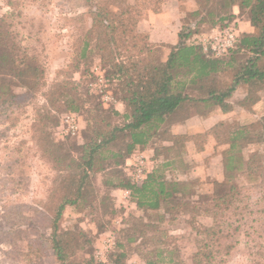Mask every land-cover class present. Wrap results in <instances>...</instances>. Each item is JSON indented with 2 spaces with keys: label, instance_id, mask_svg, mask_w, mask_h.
<instances>
[{
  "label": "rangeland",
  "instance_id": "rangeland-1",
  "mask_svg": "<svg viewBox=\"0 0 264 264\" xmlns=\"http://www.w3.org/2000/svg\"><path fill=\"white\" fill-rule=\"evenodd\" d=\"M97 1L0 0V17L4 19L5 27L14 33L30 55L36 57L42 68L40 84L33 90L16 86L13 72L7 69L2 72L4 88L13 85L16 98L0 103V264H61L49 249V236L50 194L59 185L57 181L62 175L58 174L49 157L47 139L43 140L38 129L45 126L47 138L62 143L76 159L81 153L90 116L100 113L95 105L98 104L100 111L115 109L103 102L95 91L98 88L95 85L97 73L109 80V89L116 98L121 96L117 80L107 75L111 69L109 63L102 61L96 51L97 32H89L90 10L95 11ZM215 1L124 0V3L135 7L140 33H146L141 24L143 19L158 14L157 21H164L165 26L168 24L167 29L174 25L178 31H195L201 37V43L220 31L217 17H213V23L206 17ZM216 5L214 8L218 7ZM107 6L116 15L123 9L121 4L113 1ZM232 11L236 17L230 25L237 30L239 38L257 34L254 27L250 33L243 30L242 22L249 23L248 8L239 10L234 5ZM177 14L179 19H173ZM116 40L120 45V58L125 59L137 51L128 40H120L119 36ZM83 42H86L85 56L79 58ZM152 44L156 57L163 59V45L157 41ZM218 77L225 84L232 79L229 70ZM68 81H74L83 99L82 109L74 114L66 109L63 98H57L51 104L54 96L51 86ZM240 92H244V88L235 92L233 102ZM258 112L260 116L264 115V100L259 104ZM240 115L235 111L227 121L238 124L249 121ZM71 117L76 126L74 131L68 129L67 120ZM125 121L120 113L110 116L111 125H122ZM208 138L198 145L202 150L194 146L195 152L186 151L181 158L171 150L164 159L163 156L154 158V148L168 145V141L154 137L152 151L145 149L143 156L127 158L118 165L107 163L104 170L97 171L89 179L86 198L75 206H66L58 222L59 230H70L71 234L78 235L82 229L85 233L74 242L63 264H146L148 260L155 264H194L192 254L196 250V234L192 227L205 225L209 219L194 216L196 219L192 223L188 210L190 192L212 194L228 185L223 163L211 160L215 155L213 150L223 152L228 146L215 144L213 140L207 142ZM263 149L264 141L246 146L244 153H262ZM136 157L145 159L146 173L156 169L169 180L186 182L187 195L176 194L157 211L137 207L132 193L116 186L119 181L136 183L132 175L138 164ZM259 163L261 169L255 180H249L246 175L232 179L242 186V198L222 218L224 228L237 226L238 230L229 239L234 244L233 249L228 256L220 255L225 261L219 264H264V154ZM183 202L185 206L180 209L185 207V211L179 213L176 207ZM172 210L174 212L169 216Z\"/></svg>",
  "mask_w": 264,
  "mask_h": 264
},
{
  "label": "trees",
  "instance_id": "trees-1",
  "mask_svg": "<svg viewBox=\"0 0 264 264\" xmlns=\"http://www.w3.org/2000/svg\"><path fill=\"white\" fill-rule=\"evenodd\" d=\"M111 1L123 6L119 15L108 9L107 4ZM219 1L220 4L216 5L215 2ZM215 2L207 11L206 17L212 23L213 17H217L220 30L229 26L235 19V13L230 12L234 5L239 10L249 9V24L257 30L256 35H245L241 38L237 36L235 45L221 56H207L199 42L201 37L196 35L195 31L180 30L178 43L170 49L166 58L158 59L148 35L137 30L138 14L135 13L134 6L124 3V0H98L95 11L90 10L89 32H97L96 51L101 60L109 63L111 67L107 75L117 80L121 88L120 100L125 106L123 117L126 121L122 125H111L110 116L118 115L119 112L115 109L100 111L96 104V111L100 113L90 116V123L87 124L83 137L84 142L80 146L81 153L76 159L71 157L62 143L47 138L45 126L38 129L43 140L47 139L46 149L49 157L56 165L58 174L62 175L61 180L57 181L59 185L55 186L50 194L52 198L49 236V249L61 264L68 259V252L72 251L74 242L85 236L82 229L78 231V235L71 234L70 230L58 229L64 208L75 206L86 198L89 179L97 171L104 170L107 163H124L137 146L146 145L154 137L163 140L167 138L172 142L168 147H155L154 158L163 156L165 159L171 150L180 157L186 152L187 141H193L197 148L209 134L217 144L228 145L223 152L224 176L228 185L212 194L197 195L194 191L190 192L188 210L191 212V218L198 216L209 219V223L205 225L192 227L196 234V250L192 254L194 264H219L225 261L220 255L228 256L233 249L234 244L229 239L238 227L224 228L222 217L242 198V186L234 183L232 179L237 175H246L249 180H255L261 169L259 159L264 154V149L262 153H244V148L264 141V115L247 124L218 121L205 133L192 136L170 134L167 128L171 122L170 115L180 106H184V103H190L192 106L201 104L202 113L208 106V109L218 107L223 112L232 110L234 105L249 110L264 95V0ZM215 5L218 7L214 8ZM117 36L120 40L133 43L137 48L136 55L120 58ZM85 48L86 42H83L77 57L85 56ZM4 69L13 72L17 79L16 86L33 90L40 84L41 65L36 57L30 55L16 40L14 33L5 27L4 19L0 17V103L16 98L13 85H8V88L3 86ZM227 70L231 72L232 78L229 84L223 83L218 77ZM241 86L245 87V95L236 102H231L230 98ZM51 88L54 91L51 104L57 98H63L66 109L73 114L82 109L83 99L77 92L74 81L62 85L54 84ZM175 148L177 150H174ZM197 149L202 150V147ZM185 185L186 182L167 179L156 169L147 172L139 184L128 180L116 184L117 187L126 188L132 193L137 207L149 211L161 209L174 199L176 194L187 195ZM184 204L183 202L177 205L179 213L185 211V207L180 209ZM173 212L174 210L168 215L172 216ZM195 219L190 220L193 223ZM155 263L150 260L146 262Z\"/></svg>",
  "mask_w": 264,
  "mask_h": 264
},
{
  "label": "crops",
  "instance_id": "crops-1",
  "mask_svg": "<svg viewBox=\"0 0 264 264\" xmlns=\"http://www.w3.org/2000/svg\"><path fill=\"white\" fill-rule=\"evenodd\" d=\"M157 15L155 16L153 14L149 15L148 17L143 19L144 23H141V24H143L144 30H146V34L148 35L149 42L155 43L157 41L161 43V45H163V47L165 48V54L163 55V59H164L168 55L170 49L178 43V28L177 26H175L174 28V25H172L170 29H167L168 24L165 26L166 23L164 21L158 22ZM172 18L179 19V15L178 14L173 15ZM167 23H170V22L167 20ZM158 26L159 27L161 26L160 27L161 29ZM242 26H243V30L244 29L248 30V31L247 30L245 31L246 33L253 32V27L247 21L242 22ZM243 88H244V92H240L234 102H236V100L238 99H241L245 95L244 86L239 87L236 93H238ZM231 99L232 98H230V101L233 102ZM262 100H264V95L260 98L259 101H257L253 106H251L249 110H245L239 105H234L232 110L228 112H223L218 107H211L208 109L209 107L208 106L207 108H205L206 110L204 113H202L201 108L203 107H201V104L198 106H192L190 103L189 104L184 103L185 104L184 106L183 105L180 106L173 114L170 115L171 122H169V126L167 127L168 132L170 134H182V135H187V136H192V135H196L199 133H205L218 121H222V120L227 121L229 116H231V114L235 111L241 114L240 116L242 118L249 119L248 122H245V123L242 122L243 124L250 123L262 116V115L260 116L258 112V107H259V104L262 102ZM114 108L120 114L122 115L125 114V106H124V103L120 100V98H117V101L114 104ZM165 126H166V123H165ZM208 137L209 138L207 142H210L211 140H213L214 143L216 144V141L214 140L212 135L209 134ZM166 140L168 141V145H165V146L167 147L171 146L172 142L168 140L167 138ZM152 143H153V139L146 145L137 146V148L133 151V153L129 156V158H133L136 155L143 156L144 154L142 151L145 149H146L145 151H149V152L150 150L152 151V148H151ZM222 145H227V144H222ZM193 147H194L193 141L191 140L187 141L186 146H185V151H187V153H192L193 151L195 152L196 149ZM223 152L220 150L219 152L216 153L213 150V153H215V155H212L211 153L212 155L211 160H215V162L217 160L216 163L218 162L223 163V154H224Z\"/></svg>",
  "mask_w": 264,
  "mask_h": 264
},
{
  "label": "built area",
  "instance_id": "built-area-1",
  "mask_svg": "<svg viewBox=\"0 0 264 264\" xmlns=\"http://www.w3.org/2000/svg\"><path fill=\"white\" fill-rule=\"evenodd\" d=\"M237 40V32L233 25H229L222 30L218 31L217 35L209 37L204 41H201L202 50L205 52L207 56H221L225 54L231 47L235 45ZM95 85L98 86L96 92L100 95L103 102L107 104H114L117 101V98L113 95V93L109 89V80L102 74L97 73ZM70 117V116H69ZM68 121V129L74 131L75 124L73 122V118L71 117ZM135 163H138L135 166L133 171V180L137 184L143 181L145 178V159L143 157H136Z\"/></svg>",
  "mask_w": 264,
  "mask_h": 264
}]
</instances>
